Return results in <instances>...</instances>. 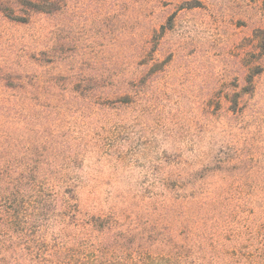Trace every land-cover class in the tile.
<instances>
[{
  "label": "rangeland",
  "instance_id": "obj_1",
  "mask_svg": "<svg viewBox=\"0 0 264 264\" xmlns=\"http://www.w3.org/2000/svg\"><path fill=\"white\" fill-rule=\"evenodd\" d=\"M81 76L118 96L63 119L75 130L93 121V140L104 144L80 171L98 174L99 206L107 211L115 188H132L138 199L116 205L145 225L154 210L142 202L173 163L199 168L217 146L235 159L233 253L241 230L251 259L264 248V0H59L25 24L0 12V88L94 86ZM128 92L135 98L124 105ZM186 183L176 181L179 190Z\"/></svg>",
  "mask_w": 264,
  "mask_h": 264
},
{
  "label": "trees",
  "instance_id": "obj_2",
  "mask_svg": "<svg viewBox=\"0 0 264 264\" xmlns=\"http://www.w3.org/2000/svg\"><path fill=\"white\" fill-rule=\"evenodd\" d=\"M58 2L0 0V12L25 24ZM78 82L94 86L0 88V264H264L263 246L252 259L247 253L246 231L233 253L235 159L217 146L203 152L199 168L173 163L142 202L154 210L145 225L116 205L138 199L132 188H115L107 211L99 206L98 174L85 180L80 171L104 144L93 140V121L75 130L63 119L75 106L101 109L118 96L97 90V77ZM123 97L127 105L135 93ZM233 104L237 112L239 99ZM179 178L187 182L180 190Z\"/></svg>",
  "mask_w": 264,
  "mask_h": 264
}]
</instances>
